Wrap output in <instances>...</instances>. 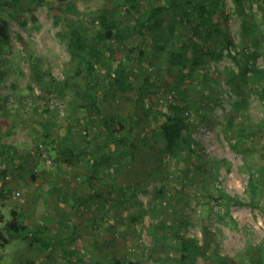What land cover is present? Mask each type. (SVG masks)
Returning a JSON list of instances; mask_svg holds the SVG:
<instances>
[{"label":"rangeland","instance_id":"1","mask_svg":"<svg viewBox=\"0 0 264 264\" xmlns=\"http://www.w3.org/2000/svg\"><path fill=\"white\" fill-rule=\"evenodd\" d=\"M139 1L144 12L145 4L143 0ZM74 2L82 25H88V21L98 14V9L106 4L110 5L121 25L130 24L126 8L121 5L122 0ZM224 2L228 17L224 24L239 50L242 41H246L241 37V19L247 17L257 24L261 54L255 65L260 70L264 69L262 10L254 3L246 7L242 16L232 0ZM261 4L264 6V3ZM51 6L59 8L57 0H0V15L10 19V46L5 54L7 63L4 66L7 74L0 81V144L13 148L10 151L11 164L7 166L8 177L3 178L0 172V188L4 186L7 195L4 194V198L0 196V201L5 204L0 208V213L7 218L8 208L17 206L26 227L41 220L47 223L48 232L52 236L59 234L61 242L67 246L62 249L56 244L44 250L28 244L29 239L0 240V264H67L63 250L66 252L74 246L80 251L77 258H82L85 264L105 261L111 256L122 261L135 260L138 264H182L180 252L176 249L181 235L196 240L197 247L205 250V256H192L186 264H264V133L258 130L264 121V101L256 91H252L247 95L245 104L237 105L233 114L236 99L230 75L236 70L226 55L208 64L207 74L212 80L207 83L208 86L200 82L203 69H199V76L185 84L190 89L189 93L205 106L197 113L196 107L189 111L190 121L193 122L192 137L197 143L194 159L199 155L203 162L196 176L185 182L186 195L180 190L183 187L177 177L173 176L172 171L177 167L175 160L163 158L166 169L171 173L168 178H160L161 174L156 170V153L141 143L140 137L149 136V128L162 121V117L156 113H166L167 104L177 95L172 87L175 84L174 72L163 68L151 70L147 65L145 75L150 79V85L157 83L162 88L148 86L149 90L157 91L155 96L150 95V100L149 95L148 99L144 97L145 103L151 105V102H155L154 97L159 101L154 104L152 114H144V122L135 129L134 157L129 160L117 158V164L111 169L115 188L107 191L100 188L99 194L88 200L86 207L69 209L60 197L63 194L73 198L84 197L88 193L84 179L88 162L79 160L69 164L60 160L55 163L50 157L51 151L46 150L43 144L36 149V145L41 143V124L49 128L51 138L61 142L63 136L66 138L67 135V142L73 148L85 145L91 150L94 149V134H97L99 127L91 126L85 120L80 105L87 101L83 98L84 80L72 68L70 55L58 35V32L66 30L64 22L56 18L59 10H50ZM163 19L165 23L169 22V17L164 16ZM92 27L98 29L100 26L95 21ZM19 36L29 44L34 54L44 57L49 64L50 75L43 78L44 82L37 83L30 79V62L23 52ZM133 39L129 37L123 44L136 43ZM250 47L251 42H246L244 50L248 51ZM151 72L153 75L158 73V81ZM50 80L66 83L68 87L65 93L58 94L52 84H48ZM106 81L103 71L99 70L96 90L102 111L125 116L133 103L130 100L121 103L117 96L111 94L102 95L107 89ZM138 81L137 86L140 85V77ZM261 81L264 82V78ZM257 84V89H261ZM42 92H45L44 96ZM203 95H208L212 102L204 101ZM196 114H200V117L196 118ZM230 121L236 127L235 131L243 135L241 152L231 147L235 140L228 128ZM45 158L50 160V167L45 165ZM18 161L26 162L27 171L17 167ZM213 162L218 163L214 166ZM118 163L125 164L121 166ZM28 167L38 173L36 181L30 178ZM259 168H262L261 172ZM106 181L100 182L101 187L107 185ZM250 181L255 184L253 200L248 193ZM159 182H164L166 187L160 193L156 188ZM218 189L248 205L230 204L226 208L217 198ZM132 190L136 192L135 196L130 193ZM105 202L111 204V208H106ZM182 205L187 206L183 211L180 209ZM226 209L230 219L225 216ZM138 212L142 213V222H133L132 218L136 219ZM178 216L186 225L177 221ZM72 221L80 233L75 244L71 243L68 232ZM205 225L208 228L206 236L202 232ZM153 226H161V243L157 245L153 241ZM3 236L7 234L4 232Z\"/></svg>","mask_w":264,"mask_h":264},{"label":"trees","instance_id":"2","mask_svg":"<svg viewBox=\"0 0 264 264\" xmlns=\"http://www.w3.org/2000/svg\"><path fill=\"white\" fill-rule=\"evenodd\" d=\"M232 1L236 6V10L242 16H244L246 7H251L254 3L257 4L262 10L264 18V6L261 4L264 3V0ZM122 2L121 5L126 8L127 17L130 20L128 26L120 24L114 17L109 4L99 8L98 14L88 21L91 26L89 23L88 25L80 23L78 18L80 14L74 0H57L59 8L50 7V10H59L56 18L63 20L66 30L58 32V35L63 40L70 55L75 74L84 80L82 86L83 98L87 101L80 103V105L83 107L85 120L89 125L99 127L97 134H94V149L91 150L90 147L85 145L78 149L73 148L72 144L67 142V135L65 136L67 139L63 136L61 142L51 138L49 128L41 124V143L36 145V149H39V145L42 146L43 144L46 150L51 151L50 157L55 163L60 162V160H65L69 164L76 163L79 160L88 162L87 169L84 172L88 193L84 197L77 196L73 198L68 194H63L60 197L71 211L80 208V206L86 207L88 200L99 194L100 188L106 191L109 188H115L111 169L113 165L117 164V158H128L129 160L134 157L136 151L135 142L133 141L135 129L144 122V114L147 116L152 114L154 104L159 101L157 97H154L155 102H151V105L148 102V107L144 97L148 99L149 95L150 100V95L155 96L156 89L162 88L157 83L155 86L154 84L150 85V79L145 75L148 72V66L151 70L155 69L156 71L159 68H163L165 71L172 70L174 72L173 81H175L172 87H174L173 90L177 95L167 104L166 113L160 111L156 113L162 117V121L149 128V136L140 137L141 143L156 153V170L160 172V178H168L171 173L166 169L163 158L171 157L175 160L177 167L175 171H172L174 172L173 176H176L182 185L183 189L180 188V190L184 195L187 194L184 189L186 187L185 182L189 181L192 176H196L203 162L199 155L194 159V155L197 154L195 146L197 143L192 137L193 122L190 121L189 111L195 109V107L196 113L198 109H205L203 104H199L197 97L189 93L190 89L185 86L186 81H193L199 76V69H203L200 82L208 86L207 83L212 82L211 77L207 74L208 64L213 61L217 62L226 55L231 59L236 70V72L232 71L233 74L230 75V84L236 99L233 114L237 110V105L245 104L247 95L252 91H256L264 101V82H260V79L264 78V69L260 70L255 65L256 59L261 54L257 24L247 17L241 19V37L246 41H242L239 50L238 45L227 32L226 24H224L228 19L225 13L224 0H143L145 4L144 12L141 11L139 0H122ZM164 16L169 17L168 23H165ZM14 17L18 18L19 15ZM95 21L99 23L100 27L98 29L92 27ZM129 37L134 38L133 40L136 43L132 42L124 45L123 42ZM18 38L23 45V52L30 62V79L37 83L44 82L43 78L50 75L49 64L44 57L34 54L29 48V44L21 36ZM246 42H251L248 51L244 50ZM9 46L10 19H5L0 15V81L7 74L4 66L7 63L5 54L8 52ZM225 50L226 53H224ZM99 70H102L105 78H107V89L104 90L102 95L111 94L117 96L121 103L128 100L133 103L129 106L125 116L105 114L102 111L99 104V93L96 90ZM20 72L22 73V71ZM157 74L153 75V72H151V75L158 81ZM139 77L141 81L140 85L137 86L136 82H139ZM255 83H258L257 85H260L261 89H257ZM48 84H52V87L60 95H63L66 87H68L66 83H55L52 80ZM148 86L157 88L149 90ZM42 95L44 96L45 92H42ZM201 97L204 101L212 102L208 95ZM42 111L44 113V109ZM199 115L194 116L198 118ZM79 124L82 123L79 122ZM245 126L244 124L243 128ZM228 128L230 132H233L235 140L231 144L232 149L237 152L243 151L240 147L243 135L240 131H235L236 127L231 125V121ZM258 130H260V133H264V121ZM11 150L13 148L10 146L0 144V156L2 157V170L0 172L3 178L9 175L7 166L11 164ZM18 162L17 167L27 171L25 168L26 162ZM217 163L213 162L212 165L216 166ZM118 164L124 166L125 163ZM261 170L262 168H259V172ZM37 174L31 167L29 176L33 181L37 180ZM106 180H109V182ZM101 181H106L107 185L101 187ZM156 188L159 193L166 189L164 182L156 184ZM130 193L136 195L133 190ZM248 193L251 200H253L255 184L252 181L249 183ZM4 194L6 195V190L3 186L0 188V196L4 198ZM205 194L208 195V191ZM56 197L58 198V195ZM217 198L226 208L230 204L248 205L247 202L234 199L221 189L217 190ZM3 206H5L4 202L0 201V208ZM105 207L111 208V204L105 202ZM185 207L187 208V206L182 205L180 209L183 211ZM173 210L176 209L173 208ZM7 214L8 217L4 218L0 213V223L2 225L0 240L9 242L13 240L28 241L29 239L28 244L37 245L44 250L56 244L61 246L62 249L66 248L64 246L67 245L61 242L59 234L52 236L48 232L47 223L38 220L31 227H26L22 222L20 210L17 206L9 207ZM225 216L230 219L227 209L225 210ZM141 217L142 213L138 212L136 219L132 218V221L142 222ZM180 219V216H178L177 221L186 225V222ZM160 229L161 226L152 227L154 245L160 242ZM4 232L7 234L6 237L3 236ZM68 232L71 235V243L75 244L80 233L73 221L68 228ZM202 232L205 236L208 234L206 225L203 226ZM181 236L178 238L176 249L180 252L182 264H186L192 256L197 254L205 256V250L197 247L196 240ZM63 253L67 264H85L82 258H77L80 254L77 247L74 246L66 252L63 250ZM94 264H138V261H122L116 256H111L105 261L98 260Z\"/></svg>","mask_w":264,"mask_h":264},{"label":"built area","instance_id":"3","mask_svg":"<svg viewBox=\"0 0 264 264\" xmlns=\"http://www.w3.org/2000/svg\"><path fill=\"white\" fill-rule=\"evenodd\" d=\"M45 165H46L47 167H50V165H51L50 160L47 159V158H45Z\"/></svg>","mask_w":264,"mask_h":264}]
</instances>
